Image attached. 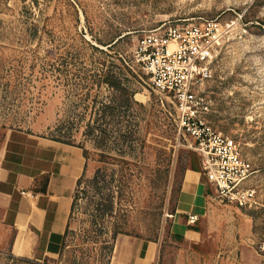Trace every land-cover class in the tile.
Returning a JSON list of instances; mask_svg holds the SVG:
<instances>
[{"label": "rangeland", "instance_id": "rangeland-1", "mask_svg": "<svg viewBox=\"0 0 264 264\" xmlns=\"http://www.w3.org/2000/svg\"><path fill=\"white\" fill-rule=\"evenodd\" d=\"M201 19L226 29L203 92L207 118L251 162L247 184L264 188V0H0V138L33 131L80 146L93 165L59 253L34 259L0 250V264H106L122 234L159 242L158 264L262 263L264 206L215 199L173 104L133 61L143 34ZM110 61L130 72L135 103L94 77ZM190 171L204 195L199 220L188 224L202 232L191 246L170 233Z\"/></svg>", "mask_w": 264, "mask_h": 264}, {"label": "crops", "instance_id": "crops-1", "mask_svg": "<svg viewBox=\"0 0 264 264\" xmlns=\"http://www.w3.org/2000/svg\"><path fill=\"white\" fill-rule=\"evenodd\" d=\"M93 165L83 149L33 131L9 129L0 138V250L21 258L41 259L59 253L78 180ZM194 172H186L171 237L184 245L201 238L195 227L203 191ZM193 189V194L188 192ZM197 220L185 222L184 215ZM160 243L131 235L115 237L106 264H158Z\"/></svg>", "mask_w": 264, "mask_h": 264}, {"label": "built area", "instance_id": "built-area-1", "mask_svg": "<svg viewBox=\"0 0 264 264\" xmlns=\"http://www.w3.org/2000/svg\"><path fill=\"white\" fill-rule=\"evenodd\" d=\"M225 35L226 29L216 19L163 24L137 39L133 61L147 75L152 89L173 104L177 127L196 153L206 180L215 190V199L243 209H256L264 206V188L247 184L253 173L251 162L234 138L211 125L207 118L208 102L203 97ZM196 220L195 214L187 216L189 223ZM262 258L264 264V255Z\"/></svg>", "mask_w": 264, "mask_h": 264}, {"label": "trees", "instance_id": "trees-1", "mask_svg": "<svg viewBox=\"0 0 264 264\" xmlns=\"http://www.w3.org/2000/svg\"><path fill=\"white\" fill-rule=\"evenodd\" d=\"M100 64L104 65L106 67V64H104V62L103 63L100 62ZM126 72L130 74V72L126 69V67H124V66L122 67L121 65H118V64L114 63L113 61H110L106 67V70L101 69V71L98 74H94V77L97 76L96 78H98L97 79L98 81H100V82L104 81L113 89L122 90L124 92V94H126V96H127V101L129 103H135V101L133 99V92L128 87V78L125 75ZM55 140H58V139H55ZM84 154H85V152H84ZM195 155H196V153H195ZM99 172H100V170L97 169L94 176L90 180V182H96L97 181ZM81 180L82 179L78 180V185L80 184Z\"/></svg>", "mask_w": 264, "mask_h": 264}]
</instances>
